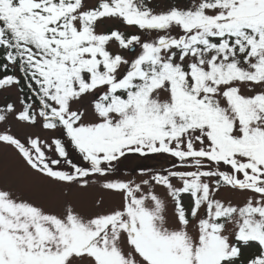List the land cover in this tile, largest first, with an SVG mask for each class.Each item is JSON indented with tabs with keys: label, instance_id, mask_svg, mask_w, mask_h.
<instances>
[{
	"label": "snow or ice",
	"instance_id": "1",
	"mask_svg": "<svg viewBox=\"0 0 264 264\" xmlns=\"http://www.w3.org/2000/svg\"><path fill=\"white\" fill-rule=\"evenodd\" d=\"M0 145V264H264V0H0Z\"/></svg>",
	"mask_w": 264,
	"mask_h": 264
},
{
	"label": "rangeland",
	"instance_id": "2",
	"mask_svg": "<svg viewBox=\"0 0 264 264\" xmlns=\"http://www.w3.org/2000/svg\"><path fill=\"white\" fill-rule=\"evenodd\" d=\"M167 2L168 0H154V3L161 5ZM162 166H167L166 159L158 156L146 158L130 156L128 159L122 161L121 164V167L126 171L131 172L132 169H136V173L134 174H138L140 167L158 168ZM0 179L29 191H37L44 184L42 177L27 170L26 165L14 149L3 145H0ZM223 195L230 196L232 194L225 192ZM100 196L107 198V194L99 188H90L83 192L74 193L73 198L82 208L91 209L94 201Z\"/></svg>",
	"mask_w": 264,
	"mask_h": 264
}]
</instances>
